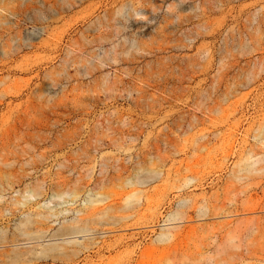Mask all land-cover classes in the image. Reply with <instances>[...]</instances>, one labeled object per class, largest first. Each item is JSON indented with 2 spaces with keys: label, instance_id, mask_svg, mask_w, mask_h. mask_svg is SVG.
<instances>
[{
  "label": "rangeland",
  "instance_id": "rangeland-1",
  "mask_svg": "<svg viewBox=\"0 0 264 264\" xmlns=\"http://www.w3.org/2000/svg\"><path fill=\"white\" fill-rule=\"evenodd\" d=\"M0 264H264V0H0Z\"/></svg>",
  "mask_w": 264,
  "mask_h": 264
}]
</instances>
